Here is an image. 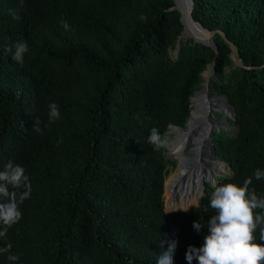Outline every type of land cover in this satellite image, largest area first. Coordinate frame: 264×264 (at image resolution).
I'll return each mask as SVG.
<instances>
[{"label":"trees","instance_id":"16d2710c","mask_svg":"<svg viewBox=\"0 0 264 264\" xmlns=\"http://www.w3.org/2000/svg\"><path fill=\"white\" fill-rule=\"evenodd\" d=\"M172 4L0 0V170L11 160L32 186L21 219L0 238V248L12 245L0 264H157L167 250L161 241L173 238V264H188V246L203 245L215 214L212 187L198 205L167 214L165 175L176 162L148 138L154 127L163 138L170 126L184 127L210 63L236 127L212 132V153L230 167L225 183L252 177L250 189L264 196V178L254 175L264 172V0H193L192 17L221 30L250 67L232 63L216 32V51L181 38L172 57L182 30ZM21 39L23 66L12 59ZM53 102L60 118L49 122Z\"/></svg>","mask_w":264,"mask_h":264},{"label":"clouds","instance_id":"9594fccd","mask_svg":"<svg viewBox=\"0 0 264 264\" xmlns=\"http://www.w3.org/2000/svg\"><path fill=\"white\" fill-rule=\"evenodd\" d=\"M18 19V16H14ZM65 30L70 25L61 20ZM15 51L12 59L23 66L25 54L29 51L27 41L21 39L14 44ZM49 122L60 118L59 106L49 104ZM139 117H137L138 119ZM33 129L40 132V120L35 119ZM149 143L159 149L166 145L167 140L162 137L157 128H152ZM257 180L264 178V172L255 171ZM252 177L244 179L242 184L229 181L214 187L210 198V207L215 210L207 222L208 234L204 237L203 245L196 247L189 245L185 253L188 264L193 259L198 264H264V196H258L255 189H250ZM23 189V191H20ZM32 186L30 178L25 174V168L9 160L3 170H0V238H6L8 229L16 224L22 217L20 205L30 197ZM202 219L193 221V227L199 233L204 227ZM260 229L257 242L255 233ZM167 243V250L163 251L157 259V264H173V253L177 247V240L163 239L160 246ZM9 243L0 248V252H10ZM17 255H9L11 261L17 260Z\"/></svg>","mask_w":264,"mask_h":264},{"label":"bare ground","instance_id":"6f19581e","mask_svg":"<svg viewBox=\"0 0 264 264\" xmlns=\"http://www.w3.org/2000/svg\"><path fill=\"white\" fill-rule=\"evenodd\" d=\"M186 33L195 38L204 37L192 24H186ZM200 90L191 99L192 111L189 121L187 120L184 128H176L175 137L169 143L171 151L178 158V165L173 174L174 178L165 182L166 197L172 198L174 206H180L182 209L190 207L197 190L203 188L204 181L211 177L213 172L225 168L224 163L213 159L208 152V140L214 130L224 125V120H219L214 114L218 110L229 112V108L225 99L219 95L209 97L207 87ZM203 159L206 161V167ZM201 194L202 190L198 193V201L200 196L202 197Z\"/></svg>","mask_w":264,"mask_h":264},{"label":"water","instance_id":"95a60500","mask_svg":"<svg viewBox=\"0 0 264 264\" xmlns=\"http://www.w3.org/2000/svg\"><path fill=\"white\" fill-rule=\"evenodd\" d=\"M172 1H173V4L171 6V9H176L179 12V20H180V22L182 24V30H181L180 35L177 38L176 48L173 50L174 54H176V52H177V47H178V44H179V40L181 38H184V39L185 38H191L194 42H201L203 44L210 45L213 48V50L216 51L217 50L216 46L214 45V43L212 41V36L216 32L228 44L229 49H230L229 58L231 59L232 63L235 66H239V67H250V66L244 65L240 61V59L237 57V53H236L234 44L225 37L224 33L221 30H218V29H215V30L207 29L198 20H195L192 17V9H193V5H194L193 4V0H172ZM186 24L187 25H190V24L194 25L198 29V31L204 35V37L203 38H195L192 35H187V33H186ZM212 70H213V64L210 63L206 67V69H204L200 73V75L202 77V83L201 84H202L203 88L204 87H208L209 82L211 81ZM199 90H197V91H199ZM196 92H194V94ZM217 94H219V93H217ZM193 95L190 96V99H189L190 100V105H191V99H192ZM219 95L223 96L225 98V100H226V96L225 95H223V94H219ZM227 106L229 108V112H228L229 114L228 115H229V117L232 120H234L235 119V113H234L233 107L229 103H227ZM223 112H225V111H223ZM186 123H187V120H186L184 125H186ZM174 127H177V126H174ZM214 131H218V130H214ZM208 141H209V143H211V135H210ZM212 149H213L212 146L208 147V150H211L212 158L216 159V160H219L222 163H224L222 160L218 159V157L214 153H212ZM177 165H178V161L176 162V167H177ZM226 166L230 170V167L228 165H226ZM210 185H214L213 182L212 183L210 182ZM204 194H205V186H203V188H202V194L201 195L203 196ZM200 201H201V196H200V200H199L198 204L200 203Z\"/></svg>","mask_w":264,"mask_h":264},{"label":"rangeland","instance_id":"374dc122","mask_svg":"<svg viewBox=\"0 0 264 264\" xmlns=\"http://www.w3.org/2000/svg\"><path fill=\"white\" fill-rule=\"evenodd\" d=\"M186 39V38H185ZM170 55L173 57L174 56V53H173V51H171V53H170ZM228 69H229V67H226L225 68V72L226 71H228ZM212 79H215L214 77H212ZM215 85H214V83H213V81L211 80L210 82H209V85H208V87H207V89H208V92H209V97H214V96H217V95H219V94H217V92L215 91V87H214ZM202 89H203V86L201 87ZM200 88V89H201ZM201 89V90H202ZM200 90V91H201ZM196 95V94H195ZM219 97H221V98H223V100L225 99L223 96H221V95H219ZM225 102H227L226 100H225ZM191 111H192V103H191ZM229 113H228V111H225V112H223V110H218L214 115L215 116H217L218 118H219V120H224V125H222L220 128H218V130H221V129H223V130H226V131H228V133L229 134H233L234 133V131H235V129H236V127H235V125H234V122H233V120L229 117V115H228ZM191 115V114H190ZM212 116H213V114H211ZM191 116H189V118H190ZM189 118H188V121H189ZM186 125H184V127H185ZM184 127H182V128H184ZM176 128H181V127H174V126H170L168 129H167V131L165 132V135H164V138L167 140V143H166V145L164 146L165 147V151H164V154H165V156H166V158H169V159H171V160H174L175 162H177L178 161V158H177V156H175V154H174V152H172L171 151V145L169 144V143H171V141H172V139H174V137H175V132H176ZM181 128V129H182ZM209 146H211V143H209ZM208 152L209 153H211V150H208ZM225 165V164H224ZM176 169H177V167H176V163L174 164V165H170V164H168V167H167V172H166V175H165V182L167 181V179H173L174 178V172L176 171ZM229 169L227 168V166L225 165V168H223V169H221L219 172H213V176H211V179H209V180H207L206 182H207V184H208V182L209 181H211V183L212 182H214L213 184L214 185H212V191L214 190V187L216 186V185H218V184H222V183H225V180H223V176H225V175H228L229 174ZM214 179V180H213ZM219 180V181H218ZM217 182V183H216ZM166 184V183H165ZM206 184V185H207ZM166 188V187H165ZM166 190V189H165ZM201 190H202V188H201ZM200 190V191H201ZM199 192V190H197V193ZM197 193H196V195H197ZM167 195H165V193H164V198H163V208H164V211L167 213V214H172V213H176V212H173V211H171V210H174L175 208L176 209H178V208H182V207H180V206H174V204L171 202V199L169 198V197H166ZM163 197V196H162ZM199 198V197H198ZM164 199H165V201H164ZM197 198L195 197L194 198V200H193V202L196 200ZM192 202V203H193ZM199 202V201H198ZM197 202V203H198ZM191 203V204H192ZM196 203V204H197ZM190 204V205H191ZM196 204H193V205H196ZM193 205H191V206H193ZM180 210H182V209H180ZM185 210H187V209H185ZM179 211V210H178Z\"/></svg>","mask_w":264,"mask_h":264},{"label":"flooded vegetation","instance_id":"af4514ba","mask_svg":"<svg viewBox=\"0 0 264 264\" xmlns=\"http://www.w3.org/2000/svg\"><path fill=\"white\" fill-rule=\"evenodd\" d=\"M202 161H204V165H205V167H206V161H205V159H203ZM212 176H213V173H212ZM209 179H211V177H209V178H207V180H209ZM207 180H205L204 181V183H203V186H205L206 187V184H207ZM212 180V179H211ZM219 181V180H218ZM211 181H209L208 183H210ZM214 183V182H213ZM211 187H212V185H210Z\"/></svg>","mask_w":264,"mask_h":264}]
</instances>
